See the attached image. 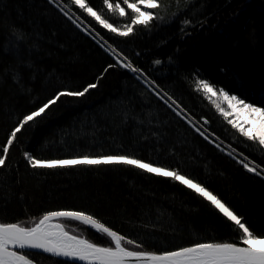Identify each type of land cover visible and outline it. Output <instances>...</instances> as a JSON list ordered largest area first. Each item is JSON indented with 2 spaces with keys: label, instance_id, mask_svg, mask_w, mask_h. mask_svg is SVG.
<instances>
[{
  "label": "trees",
  "instance_id": "1",
  "mask_svg": "<svg viewBox=\"0 0 264 264\" xmlns=\"http://www.w3.org/2000/svg\"><path fill=\"white\" fill-rule=\"evenodd\" d=\"M110 2L125 15L104 0H86L118 32L74 0H0V148L25 115L65 93L9 146L0 167V221L33 227L48 212L75 210L125 237L123 246L132 250L243 244L234 222L172 178L124 164L34 168L24 153L37 159L129 155L202 183L264 235V149L198 90V81L207 80L217 92L264 108V0H158L151 9L157 18L147 26L131 24L134 12L125 0ZM128 27L129 35L119 34ZM89 84L96 87L83 96L66 94ZM61 221L73 234L113 246L92 226L80 222L78 230ZM24 253L38 264H80Z\"/></svg>",
  "mask_w": 264,
  "mask_h": 264
},
{
  "label": "snow or ice",
  "instance_id": "2",
  "mask_svg": "<svg viewBox=\"0 0 264 264\" xmlns=\"http://www.w3.org/2000/svg\"><path fill=\"white\" fill-rule=\"evenodd\" d=\"M108 9L115 11L119 8L121 16L125 15V10L119 5H114L110 0H104ZM127 7L134 12V18L131 20L132 25L147 26L154 18L153 11H142L137 4H128ZM75 4L81 9H84L92 17H95L100 24L105 28L111 29L112 32H118L119 29L112 26L106 20L90 7L86 0H75ZM140 5H146L147 8L155 10L158 7L157 0H139ZM132 32V27H128L127 31L119 32L122 36H127ZM160 63V61H156ZM125 68H130L132 71H137L132 68L131 64H124ZM199 89L204 92L209 98L217 96V92L209 84L207 80H199ZM96 84H89L83 91L68 92L69 96H83L91 88H95ZM222 98L227 102V107L230 110H235L237 104L248 109L252 113H259L260 120L246 121L250 125L249 128H244L241 125L233 124V127L238 128L239 132L249 141L256 143L261 149H264V108L257 107L253 104L245 103L243 99L235 95H229L224 89H220ZM65 93H60L55 99ZM54 100H49L30 115H25L19 122L7 140V144L0 148V167L5 165V160L8 156L9 146L12 145L16 135L20 130L34 118L40 117L45 109L50 104L55 103ZM221 114L227 117L219 104L216 105ZM232 124V121H228ZM259 124V127L256 125ZM199 131V129H197ZM25 157L34 168H56L64 166L76 165H100V164H124L135 166L138 169L145 170L159 176L172 178L187 188L194 190L200 197L208 201L223 217L228 221L234 222V225L242 232V243H195L189 247H181L174 251H165L162 253L147 252V251H132L123 246L125 237L118 234L116 231L106 227L100 223L95 217L83 211L75 210H59L46 213L34 227H21L19 224L0 223V264H34L25 255V249H42L44 252L52 253L58 257H69L80 261H88L89 264H264V235L255 234L246 223L242 222L243 218L236 214L216 194L205 187L202 183H198L188 176L180 174L177 170L157 167L152 163H146L141 159H136L129 155H105L99 157L81 156L73 159H37L30 153L25 152ZM243 163V161H241ZM248 171L260 174L256 167H249L248 164L243 165ZM57 217H69L78 221H82L85 225H91L99 233L106 234L111 238L113 246L104 247L87 239H82L79 236L70 235L63 229L60 224H52V220ZM128 244H134V241L128 240Z\"/></svg>",
  "mask_w": 264,
  "mask_h": 264
},
{
  "label": "rangeland",
  "instance_id": "3",
  "mask_svg": "<svg viewBox=\"0 0 264 264\" xmlns=\"http://www.w3.org/2000/svg\"><path fill=\"white\" fill-rule=\"evenodd\" d=\"M75 1V0H74ZM130 4H137V6H139L140 8H141V10L142 11H145V10H151V9H149V8H147V6L146 5H140L139 4V0L137 1V2H135V3H130ZM157 4H158V0H157ZM69 15H73L71 12H69ZM75 20H77L78 21V23H79V25L80 26H82L85 30H87V31H90L91 29L89 28V26L88 25H86L82 20H80V19H78L77 18V16H75V15H73L72 16ZM92 32V31H91ZM107 48L111 51V52H113L115 55H116V57H117V59L121 62V63H123V64H128V62L119 54V53H117L112 47H109V46H107ZM142 77H143V80L145 81V83H147L148 85H151V82L146 78V77H144L143 75H142ZM214 89V88H213ZM215 90V89H214ZM216 91V90H215ZM217 92V91H216ZM228 93V92H227ZM230 96L231 95H234V94H230V93H228ZM235 96H237V95H235ZM238 98H240L239 96H237ZM214 99H215V104L217 105V104H219L222 108H224V110H225V112H227L228 113V117L230 118V120L232 121V123L233 124H237V125H241V126H243L244 128H249L250 127V125L248 124V123H246V121H250V120H256V121H259L260 120V114L259 113H252V112H250L248 109H245V108H243V106H241V105H239V104H237V107H236V109L235 110H230L228 107H227V102L226 101H224L223 100V98H222V94L220 93V92H217V96H214ZM241 99V98H240ZM245 103H248V102H246L245 101ZM248 104H252V103H248ZM174 105H175V103H174ZM254 105V104H253ZM257 106V105H256ZM257 107H259V106H257ZM175 108L181 113V114H183L184 116H185V114L182 112V110L177 106V105H175ZM262 108V107H261ZM193 123V122H192ZM256 127H259V124H257L256 125ZM199 129H201V131L204 133V134H207L203 129H202V127H199ZM208 135V134H207ZM71 159H73V158H71ZM244 162V161H243ZM244 163H246V164H248L249 165V167H253L252 166V164L250 163V162H244ZM156 166V165H155ZM157 167H159V166H157ZM61 220H63V221H65V222H67L70 226H72L74 229H78L79 230V228H82L79 224H81V223H83L82 221H78V220H75V219H73V218H60V219H58V221L59 222H61L62 223V221ZM39 222V221H38ZM37 222V223H38ZM78 222V223H77ZM81 222V223H80ZM63 224V223H62ZM64 225V224H63ZM35 226V225H34ZM33 226V227H34ZM88 226H90V225H88ZM64 227H65V225H64ZM28 228H31V227H28ZM66 228V227H65Z\"/></svg>",
  "mask_w": 264,
  "mask_h": 264
},
{
  "label": "water",
  "instance_id": "4",
  "mask_svg": "<svg viewBox=\"0 0 264 264\" xmlns=\"http://www.w3.org/2000/svg\"><path fill=\"white\" fill-rule=\"evenodd\" d=\"M60 218H69V217H57V218H54L53 220H52V224H60V225H62L63 226V229L65 230V231H67L70 235H75V236H79V235H76V234H73V233H71V232H69L65 227H64V225L61 223V222H59L58 221V219H60ZM0 223H2L1 221H0ZM101 223V222H100ZM9 224H15V223H9ZM91 226V225H90ZM22 227V226H21ZM107 227V226H106ZM80 238H82V239H87V238H85V237H83V236H79ZM88 240V239H87ZM90 241V240H89ZM90 242H92V241H90ZM94 243V242H93ZM204 243H213V242H204ZM219 243H232V242H219ZM96 244V243H95ZM100 246H102V245H100ZM192 246V245H191ZM240 246H244L243 244H240ZM104 247H107V246H104ZM187 247H189V246H187ZM129 249V248H128ZM129 250H132V249H129ZM177 250V249H176ZM24 251H35V252H41V253H46V254H49V255H52V256H54V257H57V258H61V259H64V260H68V261H72V262H76V263H80V264H89V262L88 261H80V260H78V259H73V258H69V257H58V256H55V255H53L52 253H47V252H44L42 249H25ZM132 251H138V250H132ZM172 251H174V250H172ZM147 252H152V251H147ZM155 253H162V252H155ZM26 255V254H25ZM29 259H31L30 257H29ZM32 260V259H31ZM33 262H34V264H38L37 262H35L34 260H32Z\"/></svg>",
  "mask_w": 264,
  "mask_h": 264
}]
</instances>
